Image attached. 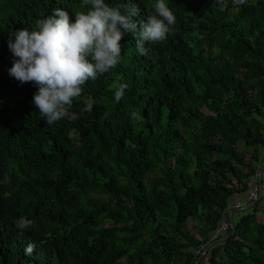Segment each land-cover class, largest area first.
Here are the masks:
<instances>
[{"label": "trees", "instance_id": "16d2710c", "mask_svg": "<svg viewBox=\"0 0 264 264\" xmlns=\"http://www.w3.org/2000/svg\"><path fill=\"white\" fill-rule=\"evenodd\" d=\"M105 2L138 8V27L74 101L79 119L49 125L37 88L9 75V36L91 6L0 0V264H264V194L230 216L264 162V0H166L176 22L147 56L139 26L157 0ZM225 218L233 227L214 239Z\"/></svg>", "mask_w": 264, "mask_h": 264}, {"label": "clouds", "instance_id": "9594fccd", "mask_svg": "<svg viewBox=\"0 0 264 264\" xmlns=\"http://www.w3.org/2000/svg\"><path fill=\"white\" fill-rule=\"evenodd\" d=\"M245 3L246 0H233L234 6ZM85 4L91 7L77 13L74 22L67 11L57 8L51 15L38 19L33 30L24 28L9 36L8 48L15 57L9 75L21 84L32 83L37 88L33 104L49 125L62 119L70 122L79 119L77 113L71 111L74 101L82 97L88 81L97 80L117 66L121 40L138 27L131 19L138 8H130L129 4L113 7L105 0H85ZM122 9L129 14H123ZM175 22L176 16L166 0H157L154 13L139 26L137 51L147 56L150 49L145 44L164 41ZM114 87V98L119 102L128 85L120 83ZM93 104L91 98H86L81 113L91 112ZM131 117L141 119L136 111ZM15 223L18 229L25 230L33 221L22 216ZM34 247L30 243L25 255H30Z\"/></svg>", "mask_w": 264, "mask_h": 264}, {"label": "built area", "instance_id": "2783aa9c", "mask_svg": "<svg viewBox=\"0 0 264 264\" xmlns=\"http://www.w3.org/2000/svg\"><path fill=\"white\" fill-rule=\"evenodd\" d=\"M250 192H249V205H253L256 201H259V199L262 197L264 193V188L262 186V172L260 171L254 179L251 181L250 184ZM247 206L245 207L244 205H237L236 209L237 210H244L246 209ZM230 216H231V211H230ZM233 227V223L231 222V219H224V221L221 223L218 231L214 235V239H217L221 234L227 233L231 228Z\"/></svg>", "mask_w": 264, "mask_h": 264}, {"label": "crops", "instance_id": "0c3cea01", "mask_svg": "<svg viewBox=\"0 0 264 264\" xmlns=\"http://www.w3.org/2000/svg\"><path fill=\"white\" fill-rule=\"evenodd\" d=\"M261 154L264 156V149L261 150ZM261 166L263 168L264 162H263V164ZM250 184H251V182H250ZM262 186L264 188V184L263 183H262ZM238 204L244 205L245 207L247 206V208H248V205H249V193L248 194H236L235 196H233V198L231 199V202H230L231 214H233L234 212H237L236 206Z\"/></svg>", "mask_w": 264, "mask_h": 264}, {"label": "rangeland", "instance_id": "374dc122", "mask_svg": "<svg viewBox=\"0 0 264 264\" xmlns=\"http://www.w3.org/2000/svg\"><path fill=\"white\" fill-rule=\"evenodd\" d=\"M260 169L262 170L261 172H262V179L264 180V166H263V168H262V166H260ZM262 204H264V199H263V202H262ZM239 205V204H238ZM241 205V204H240ZM264 206V205H263Z\"/></svg>", "mask_w": 264, "mask_h": 264}, {"label": "water", "instance_id": "95a60500", "mask_svg": "<svg viewBox=\"0 0 264 264\" xmlns=\"http://www.w3.org/2000/svg\"><path fill=\"white\" fill-rule=\"evenodd\" d=\"M263 194H264V193H263ZM256 203H257V201H256L254 204H256ZM233 234H234V233H233ZM233 234H232V235H233ZM232 235H230V237H231ZM226 238H228V237H226ZM226 238H223L222 241L225 240ZM201 259H202V257L198 260V262H199ZM198 262H197V263H198Z\"/></svg>", "mask_w": 264, "mask_h": 264}]
</instances>
